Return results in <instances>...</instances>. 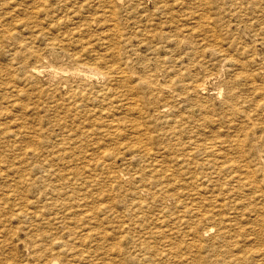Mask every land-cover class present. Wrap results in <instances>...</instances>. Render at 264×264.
<instances>
[{"label":"rangeland","instance_id":"rangeland-1","mask_svg":"<svg viewBox=\"0 0 264 264\" xmlns=\"http://www.w3.org/2000/svg\"><path fill=\"white\" fill-rule=\"evenodd\" d=\"M0 70V264H264V0H0Z\"/></svg>","mask_w":264,"mask_h":264},{"label":"bare ground","instance_id":"bare-ground-1","mask_svg":"<svg viewBox=\"0 0 264 264\" xmlns=\"http://www.w3.org/2000/svg\"><path fill=\"white\" fill-rule=\"evenodd\" d=\"M236 7H238V6H236ZM129 41H130V39H129ZM143 41V40H142ZM130 43V42H129ZM133 44V43H132ZM129 47H131V46H129ZM131 49H133V47L131 48ZM130 51V50H129ZM163 59V58H162ZM229 59V58H228ZM224 60V59H223ZM230 60H232V58L230 59ZM222 62V61H221ZM230 62V61H229ZM223 64V63H222ZM229 64H231V63H229ZM47 65V64H46ZM45 65V66H46ZM193 65V64H192ZM232 65V64H231ZM195 66V65H194ZM197 66H199V65H197ZM221 66V65H220ZM224 66V65H223ZM233 66V65H232ZM43 66H33L30 70H31V72H33L32 74L34 75L35 73H38V72H40V71H42L43 70V68H42ZM52 67V66H51ZM52 68H54V67H52ZM194 68V67H193ZM82 70V71H85L86 72V74L88 75V76H94V75H99L100 76V74H102L103 72H100L99 70H95V69H91V68H77V70ZM195 69V68H194ZM119 70H121V69H119ZM162 70H163V67H162ZM164 70H165V68H164ZM1 71V70H0ZM53 72H55L54 70H52ZM121 71H123V70H121ZM167 71V70H166ZM181 71V70H180ZM217 71H219L218 69H217ZM2 72V71H1ZM0 72V75L2 74ZM30 72V73H31ZM120 72V71H119ZM167 73V72H166ZM177 73V72H176ZM175 73V74H176ZM206 73V72H205ZM109 74V73H108ZM112 74V73H111ZM114 74V73H113ZM196 74V73H195ZM209 74V76L208 77H210V76H212V74L211 73H208ZM211 74V75H210ZM216 74H218L217 72H216ZM103 75V74H102ZM127 75V74H126ZM130 75V74H129ZM205 75V74H204ZM203 75V76H204ZM109 76H110V74H109ZM117 76H120V75H117ZM122 76H123V74H122ZM213 76H215V75H213ZM254 76V75H253ZM64 77V76H63ZM145 77H147V76H145ZM201 77V76H200ZM249 77H252V76H249ZM61 78H62V76H61ZM112 78H115V77H112ZM119 78V77H118ZM123 78V77H122ZM122 78H119V80L120 79H122ZM138 78V77H137ZM141 78V77H140ZM169 78V77H168ZM171 78V77H170ZM252 78H254V77H252ZM78 79V78H77ZM88 79V78H87ZM117 78H115V80H116ZM142 79H144V78H142ZM149 79V78H148ZM202 79V78H201ZM114 80V79H113ZM114 80V81H115ZM150 80V79H149ZM172 80V79H171ZM171 80L169 81V82H167V83H165L164 81V83H163V86H164V84L165 85H167V86H172V84H173V82H171ZM177 80V79H176ZM194 80V79H193ZM196 80V79H195ZM203 80V79H202ZM207 80V79H206ZM179 82H180V80H178ZM183 81V80H182ZM191 81V80H190ZM254 81V80H253ZM66 82H68V80L66 81ZM148 83V82H147ZM181 83V82H180ZM179 83V84H180ZM183 83V82H182ZM218 83V82H217ZM219 83H223V82H219ZM251 83V82H250ZM71 84V83H70ZM83 84H85V83H83ZM149 84V83H148ZM177 84V83H176ZM185 85H187L191 90H193V91H201V92H205L206 90H207V87H206V85H205V82H190L189 84H186V83H184ZM224 84V83H223ZM225 84H227V83H225ZM229 84V83H228ZM150 85V84H149ZM159 85H161L160 83H159ZM222 85V84H221ZM174 86H175V84H174ZM184 86V85H183ZM228 86V85H227ZM230 86H231V84H230ZM232 86H233V84H232ZM253 86V85H252ZM146 87H147V85H146ZM149 87V86H148ZM147 87V88H148ZM159 87V86H158ZM165 87V86H164ZM173 87V86H172ZM176 87V86H175ZM177 87H179V86H177ZM222 87V86H221ZM234 87V86H233ZM232 87V88H233ZM150 88V87H149ZM180 88V87H179ZM178 88V89H179ZM183 88H185V87H183ZM183 88H182V90H183ZM11 89V88H10ZM13 89H14V87H13ZM168 89V88H167ZM186 89H188V88H186ZM231 89V88H230ZM179 90H181V89H179ZM190 90V91H191ZM214 90V89H213ZM213 90H212V92H213ZM226 90H228V88H226ZM189 91V90H188ZM210 91V90H209ZM215 91V90H214ZM232 91H233V89H232ZM237 91V90H236ZM228 92H229V90H228ZM233 92H235V91H233ZM217 93V92H216ZM195 94V93H194ZM199 94V93H198ZM201 94V93H200ZM199 94V95H200ZM198 95V96H199ZM202 95V94H201ZM231 95H234L233 93H231ZM237 95V93L235 92V96ZM227 97H231V96H228V95H226ZM232 98V97H231ZM230 98V99H231ZM226 103V102H225ZM264 104V103H263ZM1 105V104H0ZM227 105L229 106V105H231V103L229 102H227ZM2 107V106H1ZM1 109V108H0ZM2 111H3V108H2ZM6 111V110H5ZM7 112V111H6ZM3 113V112H2ZM1 114V113H0ZM130 114H132V113H130ZM2 115V114H1ZM133 115V114H132ZM245 115V114H244ZM246 116V115H245ZM130 117V116H129ZM136 117V116H135ZM243 117V116H242ZM247 117V116H246ZM131 118V117H130ZM244 118V117H243ZM242 118V119H243ZM132 119H134V118H132ZM136 119V118H135ZM245 120V119H244ZM113 121H115V120H113ZM135 121V120H134ZM247 121V120H246ZM132 122H130V125H131V127H132V125L134 124H131ZM111 124V123H110ZM109 124V125H110ZM116 124V123H115ZM129 125V126H130ZM111 126H114V125H111ZM111 126H109V127H111ZM134 126V125H133ZM136 126L137 125H135L134 127L136 128ZM115 127V126H114ZM117 127V126H116ZM115 127V128H116ZM232 165V164H231ZM231 165L229 166V167H231ZM239 164H237V166H238ZM244 166V165H243ZM246 166H247V164H246ZM232 168H233V166H232ZM240 168V167H239ZM243 169V168H242ZM241 169V170H242ZM235 170L237 171L238 169H236L235 168ZM245 171V170H244ZM243 170H242V172H244ZM249 172V171H248ZM246 173H247V171H246ZM245 174V173H244ZM244 176V175H243ZM236 177V176H235ZM238 179V178H237ZM213 229V226H208V227H204V228H202V231H203V233L204 234H207L208 232H210L211 230ZM264 253V252H263ZM49 264H59L57 261H55V260H53L52 262H50Z\"/></svg>","mask_w":264,"mask_h":264}]
</instances>
